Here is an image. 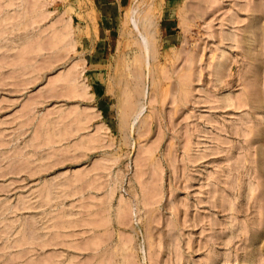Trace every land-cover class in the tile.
I'll return each instance as SVG.
<instances>
[{
  "label": "rangeland",
  "instance_id": "obj_1",
  "mask_svg": "<svg viewBox=\"0 0 264 264\" xmlns=\"http://www.w3.org/2000/svg\"><path fill=\"white\" fill-rule=\"evenodd\" d=\"M136 1L0 0V264H264V0Z\"/></svg>",
  "mask_w": 264,
  "mask_h": 264
},
{
  "label": "crops",
  "instance_id": "obj_2",
  "mask_svg": "<svg viewBox=\"0 0 264 264\" xmlns=\"http://www.w3.org/2000/svg\"><path fill=\"white\" fill-rule=\"evenodd\" d=\"M173 1L169 0V14L164 17L161 16L159 19V26L166 31V38L175 36V30L178 27L174 21L177 14L174 15L173 11L177 8L171 4ZM136 2V0H93V10L97 21V36H94L93 42L97 49L93 55L90 54L86 57L87 64L100 62L104 58V54L101 53H106L107 46L123 35V26L130 27L127 23V13Z\"/></svg>",
  "mask_w": 264,
  "mask_h": 264
},
{
  "label": "bare ground",
  "instance_id": "obj_3",
  "mask_svg": "<svg viewBox=\"0 0 264 264\" xmlns=\"http://www.w3.org/2000/svg\"><path fill=\"white\" fill-rule=\"evenodd\" d=\"M139 8L137 7L135 8V6L132 9L130 8L129 10L130 12L128 13L127 16V22L129 23V26L132 27L133 32H136L135 38H137V43L139 44V50L141 51V55L144 58L143 61L147 65L151 58V46L153 41L151 38L153 37L152 34L154 33L152 32L153 29L152 30L150 29V25L146 23L147 19L144 16H142L143 13H141V9L140 11H138ZM82 95H80V97H82ZM135 120L136 118L133 121Z\"/></svg>",
  "mask_w": 264,
  "mask_h": 264
}]
</instances>
